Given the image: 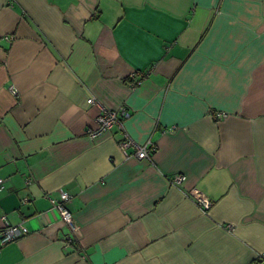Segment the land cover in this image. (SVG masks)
<instances>
[{
  "label": "crops",
  "instance_id": "obj_1",
  "mask_svg": "<svg viewBox=\"0 0 264 264\" xmlns=\"http://www.w3.org/2000/svg\"><path fill=\"white\" fill-rule=\"evenodd\" d=\"M0 177V264H264V0H0Z\"/></svg>",
  "mask_w": 264,
  "mask_h": 264
},
{
  "label": "built area",
  "instance_id": "obj_2",
  "mask_svg": "<svg viewBox=\"0 0 264 264\" xmlns=\"http://www.w3.org/2000/svg\"><path fill=\"white\" fill-rule=\"evenodd\" d=\"M6 37L9 39L11 38V36ZM134 76L135 72H132L129 77L133 78ZM87 101L90 103H96L100 108L99 113L94 118V127L87 129L89 136H96L101 132L108 130L114 124L121 125L120 116L128 115V111L123 105L119 106V108H106L92 97H89ZM117 145L124 156H132L137 159L145 158L150 160L152 152L155 149L151 142L148 141L143 144H139L127 134H124L123 138L118 141ZM128 147H133V151L131 153L127 152ZM183 178V174H176L171 178V183L180 184ZM3 186V178L0 177V189L3 188ZM187 193L198 203L202 210L205 211L211 205V200L197 188H190ZM69 199L70 194L64 190H60L57 197L50 198L52 205L59 212L62 221L66 223L70 230H74L76 228V224L73 220L72 212H70L66 206V202ZM21 233L22 227L20 225H12L8 223L4 224V226L0 228V246L16 239ZM69 241L70 239L66 241V244Z\"/></svg>",
  "mask_w": 264,
  "mask_h": 264
},
{
  "label": "trees",
  "instance_id": "obj_3",
  "mask_svg": "<svg viewBox=\"0 0 264 264\" xmlns=\"http://www.w3.org/2000/svg\"><path fill=\"white\" fill-rule=\"evenodd\" d=\"M130 78V77H129Z\"/></svg>",
  "mask_w": 264,
  "mask_h": 264
}]
</instances>
